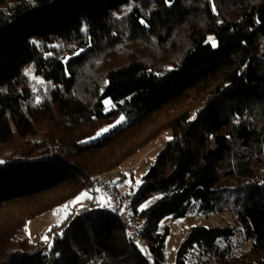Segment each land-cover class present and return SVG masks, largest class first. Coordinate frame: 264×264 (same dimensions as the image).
<instances>
[{"label":"trees","instance_id":"obj_1","mask_svg":"<svg viewBox=\"0 0 264 264\" xmlns=\"http://www.w3.org/2000/svg\"><path fill=\"white\" fill-rule=\"evenodd\" d=\"M162 131L137 186L123 165ZM0 161V264H163L160 222L191 205L232 223L192 227L175 264H264V0H0ZM111 172L143 247L92 194ZM81 194L31 248L28 222Z\"/></svg>","mask_w":264,"mask_h":264},{"label":"rangeland","instance_id":"obj_2","mask_svg":"<svg viewBox=\"0 0 264 264\" xmlns=\"http://www.w3.org/2000/svg\"><path fill=\"white\" fill-rule=\"evenodd\" d=\"M125 123L126 119L124 118L123 122L119 124L116 123V125L119 126ZM106 128L107 127H103L100 130V133ZM94 137H97V134ZM169 138H171V133L169 131H162L160 135L155 140L151 141V143L146 148L130 157L123 165L122 171H125L127 175L132 174L136 182L140 181V178L146 173L149 166L153 163L160 147L163 146L169 140ZM129 180L130 179L128 177L125 178L124 183L126 184V189L129 187ZM86 195L87 194L78 195L77 197L70 199L61 207L48 211L36 219L30 220L26 226V237H28L30 241L31 248L40 247L41 244L47 240V231L52 226L60 224L61 221L64 220L66 216L72 211L74 206L80 203L79 201L82 197L91 200V198H89L91 196L89 194V196ZM94 195V197L100 196L97 194ZM222 195L224 199L233 200L232 197L234 195L229 190L223 191ZM99 199H101V197ZM154 200V197L147 199L143 202V206L150 205ZM12 211L13 210L11 209L10 212ZM232 218L233 216L230 207H227V209L221 213H210L208 215L194 211L188 212L183 217H164L160 222V230L163 231L164 229H167L168 234L166 235L163 243V264H175L177 249L192 227H224L232 223ZM195 255V251L192 250L186 257V264H194Z\"/></svg>","mask_w":264,"mask_h":264},{"label":"built area","instance_id":"obj_3","mask_svg":"<svg viewBox=\"0 0 264 264\" xmlns=\"http://www.w3.org/2000/svg\"><path fill=\"white\" fill-rule=\"evenodd\" d=\"M116 178L113 172L106 174L95 175L91 179L92 194L101 193L109 201L113 213L125 226V230L129 235L130 241L138 247H143L144 243L140 239L141 230L136 227L129 219L130 205L135 198L134 193L124 192L123 187L116 185ZM194 210V205H191L189 211ZM49 241L42 244V248L47 253L49 249ZM103 254L98 253L95 256L96 264H102Z\"/></svg>","mask_w":264,"mask_h":264},{"label":"snow or ice","instance_id":"obj_4","mask_svg":"<svg viewBox=\"0 0 264 264\" xmlns=\"http://www.w3.org/2000/svg\"><path fill=\"white\" fill-rule=\"evenodd\" d=\"M165 3L170 4V3H171V0H165ZM213 11H215V7H214V6H213ZM141 23H144V21L142 20ZM209 39L211 40L212 38H209ZM33 43H35V41H33ZM215 46H216V45H215V43L213 42V47H215ZM77 54H78V53H77ZM37 102L39 103V101H37ZM106 103H107V101H106ZM193 118H195V117H193ZM123 120H124V117L121 116L120 119L117 120L116 123L119 124V123L123 122ZM113 126H115V125H113ZM107 131H108L107 128H106V129H103L101 133H97V137H99L100 135H102L103 132H107ZM97 137H93V139H95V138H97ZM169 139H171V138H169ZM0 163H2V161H0ZM139 183H140L139 181L136 182L137 186H139ZM89 198H91V197H89ZM49 247H51V245H49Z\"/></svg>","mask_w":264,"mask_h":264},{"label":"crops","instance_id":"obj_5","mask_svg":"<svg viewBox=\"0 0 264 264\" xmlns=\"http://www.w3.org/2000/svg\"><path fill=\"white\" fill-rule=\"evenodd\" d=\"M87 196V195H86ZM89 196V195H88ZM82 201H84V202H89V200L87 199V198H84V197H82L81 198V200L79 201V202H82Z\"/></svg>","mask_w":264,"mask_h":264}]
</instances>
